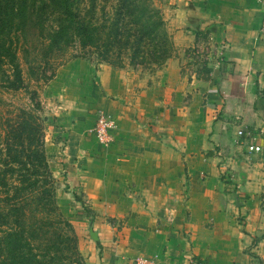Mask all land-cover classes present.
<instances>
[{"label":"crops","instance_id":"obj_1","mask_svg":"<svg viewBox=\"0 0 264 264\" xmlns=\"http://www.w3.org/2000/svg\"><path fill=\"white\" fill-rule=\"evenodd\" d=\"M153 2L174 49L161 67L76 59L51 82L63 112L44 142L48 164L54 178L63 173L69 193L80 194L96 235L88 233L79 251L86 264H135L138 257L153 264H264L260 4ZM209 20L202 30L228 46L202 81L187 51L197 42L193 27ZM97 111L116 123L106 146L88 132ZM239 128L257 134L262 150L247 152Z\"/></svg>","mask_w":264,"mask_h":264},{"label":"trees","instance_id":"obj_2","mask_svg":"<svg viewBox=\"0 0 264 264\" xmlns=\"http://www.w3.org/2000/svg\"><path fill=\"white\" fill-rule=\"evenodd\" d=\"M193 31L197 40L207 33ZM35 45L39 57L30 55ZM71 47L72 58L145 69L161 67L174 50L152 0H0V89L26 90L21 60L38 73L34 80L51 79ZM209 72L202 65L196 78L207 81ZM28 96L29 106L15 107L0 130V264H86L56 200L36 90Z\"/></svg>","mask_w":264,"mask_h":264},{"label":"rangeland","instance_id":"obj_3","mask_svg":"<svg viewBox=\"0 0 264 264\" xmlns=\"http://www.w3.org/2000/svg\"><path fill=\"white\" fill-rule=\"evenodd\" d=\"M154 5L157 6L155 3ZM31 40L34 41V38L32 37ZM30 50H31L30 55L37 54L39 57L40 53L38 52L37 45H35ZM75 51L76 48L74 47L67 49L62 55L63 59L67 57L64 63L56 66L54 68V75L52 76V78L44 82H42L41 80L38 81L34 80L35 76L38 73L30 74L29 71L26 69V65L23 63V60H21L22 75H23L24 83L26 84V90L22 89L19 91H5L3 89H0V130L3 127V119L6 116L13 115L15 107L29 106L30 101L28 96V90L34 89L36 90V96L40 105V108L39 110H37L36 113L39 116V120L41 121L43 140L45 142L46 136L48 137V135L51 133L50 131H52L51 128L55 126L54 123L57 121L56 119L59 116V113L63 112L62 99L58 98L57 96H53L52 94L53 90H52L51 82L54 79L57 70L66 63L76 59L88 61L87 59L81 57H73V58L69 57L73 53H75ZM187 53L190 61L193 63V68L191 69V71L196 72L197 69L202 65H198L196 59H193L194 57L191 54V50H188ZM59 59L60 58L55 60L54 64ZM91 62L94 65L99 64V63H95L94 61ZM43 67L45 68L44 69L45 74L50 73L52 68L50 67L47 68L45 66ZM186 100L187 98H185V101ZM59 135L60 134H56L52 139L55 142H59ZM63 180H64V175L63 173L60 172L58 177L55 178L56 200L62 214L64 215L65 218L68 219V221L71 223L74 229L77 238V246L79 247L80 243L82 244L84 243V241H88V232L86 230V227L89 223V217L91 216V213L90 210L84 204V201L81 200L80 194L69 193L67 186L63 182Z\"/></svg>","mask_w":264,"mask_h":264},{"label":"built area","instance_id":"obj_4","mask_svg":"<svg viewBox=\"0 0 264 264\" xmlns=\"http://www.w3.org/2000/svg\"><path fill=\"white\" fill-rule=\"evenodd\" d=\"M261 9V19L258 26V36L264 38V0H258ZM227 43L223 40H216L211 33L198 39L196 44L190 49L191 54L196 59L198 65L216 68L217 61L221 59L222 52L227 48ZM116 123L114 118L103 111H97L92 127L88 132L94 137L97 143L102 146L109 145L112 142V131ZM235 135L242 138L247 152H259L262 146L257 144V134L239 128ZM135 264H153V262L146 257H138L135 259Z\"/></svg>","mask_w":264,"mask_h":264},{"label":"water","instance_id":"obj_5","mask_svg":"<svg viewBox=\"0 0 264 264\" xmlns=\"http://www.w3.org/2000/svg\"><path fill=\"white\" fill-rule=\"evenodd\" d=\"M212 22H214V20L203 21V22L201 23L200 27H199V30H202L205 26L211 24ZM87 231H88V233H89L90 238H91L92 240H96V235H95L94 231H92L90 225L87 227Z\"/></svg>","mask_w":264,"mask_h":264}]
</instances>
